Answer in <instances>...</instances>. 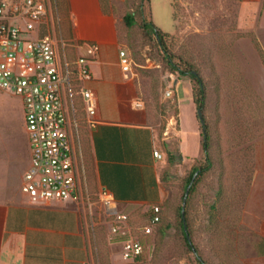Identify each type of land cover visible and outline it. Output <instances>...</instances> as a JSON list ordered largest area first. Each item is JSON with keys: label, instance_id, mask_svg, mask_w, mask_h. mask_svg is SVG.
<instances>
[{"label": "rangeland", "instance_id": "1", "mask_svg": "<svg viewBox=\"0 0 264 264\" xmlns=\"http://www.w3.org/2000/svg\"><path fill=\"white\" fill-rule=\"evenodd\" d=\"M98 1L103 19L112 23L120 51H125L131 61L127 74L135 87V101L147 113V123L155 130L165 157L159 168L162 215L153 233L147 237L143 234L152 216L150 207H116V213L128 217L132 235L145 242L143 260L126 262L122 259L123 241L112 231L114 213L101 203L91 148L92 126L76 86L65 93L82 169L93 263L200 264L187 247L181 214L191 174L195 168L207 166L198 110L192 101L181 98L184 92L188 99L192 97L197 86L189 76L171 71L165 47L182 70L189 67L200 76L206 91L203 117L209 129L212 168L185 205L192 242L205 264H264V257L259 256L264 243V51L254 36L238 29L242 0ZM51 2L55 27L51 34L66 44L59 49L62 60L68 56L72 63L69 0ZM85 6L82 3L83 9ZM89 9L96 19V6ZM126 15L133 16L132 27L125 23ZM144 22H153L162 32L163 44L144 29ZM251 43L254 47L258 44L262 54L256 47L254 53ZM114 55L119 59V51ZM170 90L174 94L168 98ZM100 98L103 104L105 98ZM168 147L174 161H169ZM30 162L22 100L0 90V201L19 199Z\"/></svg>", "mask_w": 264, "mask_h": 264}, {"label": "crops", "instance_id": "2", "mask_svg": "<svg viewBox=\"0 0 264 264\" xmlns=\"http://www.w3.org/2000/svg\"><path fill=\"white\" fill-rule=\"evenodd\" d=\"M82 3L86 4L85 9ZM69 5L74 42L71 54L75 57L72 56V63L83 55L80 44L88 42L100 46L99 55L90 65L92 81L76 84V94L88 123L90 118L81 92L91 90L97 101L94 117L97 125L91 127L90 136L100 190L113 195L116 207L152 209L160 206L164 201L159 180L163 160L156 159L154 152H160L164 158L165 150L158 144L155 130L147 123V113L135 101L134 85L121 68L120 47L112 23L103 19L98 0H69ZM92 6L97 8L96 19L89 13ZM238 8L240 33L254 36L264 51V0H242ZM50 17L51 14L28 35L26 53L36 41L55 32ZM14 24L24 28L25 21L15 18ZM251 46L257 53L253 43ZM117 51L119 59L114 55ZM16 68L24 76L32 73L24 68L22 56ZM114 68L122 70L123 74L115 72ZM100 95L105 98L103 104ZM181 98L194 103L193 96L188 99L185 92ZM182 146L183 142L181 152ZM168 149L171 151L170 147ZM86 217L84 201L34 205L23 194L11 203L0 201V264H94Z\"/></svg>", "mask_w": 264, "mask_h": 264}, {"label": "built area", "instance_id": "3", "mask_svg": "<svg viewBox=\"0 0 264 264\" xmlns=\"http://www.w3.org/2000/svg\"><path fill=\"white\" fill-rule=\"evenodd\" d=\"M51 0H0V90L18 96L23 103L25 125L31 148V162L24 176L21 192L34 205L70 200L84 201L82 169L72 136L70 110L65 103V93L79 82L93 79L90 65L97 58L100 46L84 42L79 45L83 55L74 63L65 56L62 60L60 47L66 48L53 34L36 41L29 53L25 52L26 37L36 30L49 16ZM15 18L25 21L24 28L14 24ZM23 57V66L32 71L24 76L17 72L16 62ZM123 72L131 70V61L125 51H120ZM173 91L166 93L171 98ZM89 124L95 127L97 101L91 90L81 92ZM154 157L163 155L155 151ZM101 203L115 217L112 231L122 242V259L136 262L144 256L145 244L130 232L127 216L116 213L113 195L103 190ZM154 216L144 228V236L153 233L160 223V206L152 208Z\"/></svg>", "mask_w": 264, "mask_h": 264}, {"label": "trees", "instance_id": "4", "mask_svg": "<svg viewBox=\"0 0 264 264\" xmlns=\"http://www.w3.org/2000/svg\"><path fill=\"white\" fill-rule=\"evenodd\" d=\"M124 21L129 27H132L134 25V23H135L134 18L131 15H126L124 17ZM143 27H144V29L146 31L153 32V34H155V36H157L158 42L163 44V34H162V32L160 30H158L156 28V26L153 24V22H144ZM255 47H256V49L259 52L262 51V50L260 51L258 49V44H256V43H255ZM163 48L165 50V55H166L165 59H166L167 65L169 66L171 71L178 72V74L180 76H183V77L189 76L191 78V80H193V82L196 84V86H197V90L196 91L197 92L194 91V93H193V101H194V104H195L197 110H201L202 112H204L205 105H206V91H205V87H204L202 79L200 78V76L192 68L188 67L187 70L186 69L182 70V66L174 61L175 57L172 56L166 50L165 47H163ZM261 54H262V52H261ZM201 137H202V144H201L202 151H203V153L205 155V158H206L205 161H206L207 166L204 167V168H195L194 169L193 173L191 174V176H190V178L188 180L187 187H186V190H187V188L190 186L191 182L193 181L194 177L196 176V179H195L194 183L191 186L190 193H193L195 191L197 183L212 168V160L210 158V153H209L210 136H209V129H208V126L206 125V123H205V128H203V126H202ZM168 156H169V161H174L175 160L174 153L172 151H170V150L168 151ZM190 193H189V195H190ZM181 214H182V209H181ZM161 215H162V212L160 214V217H161ZM153 216H154V213H153V210H152V216H151L150 220L152 219ZM182 219L184 220L183 221V231H184V237H185V241H186L188 249L198 256L200 264H205L203 262L202 258L200 257L197 248L195 247V245L192 242V239H191V236L189 234L187 225H186L187 232H185V226H184L185 217L183 218V216H182ZM140 240H141L142 243L145 244V242L142 239H140ZM260 250H261V252L259 253V256L264 257V243L261 246ZM143 257L144 256L138 258L137 261L143 260Z\"/></svg>", "mask_w": 264, "mask_h": 264}, {"label": "water", "instance_id": "5", "mask_svg": "<svg viewBox=\"0 0 264 264\" xmlns=\"http://www.w3.org/2000/svg\"><path fill=\"white\" fill-rule=\"evenodd\" d=\"M198 119L201 122V125L203 126V128H205V120H204V117H203V112L201 110H198ZM195 179H196V176L194 177V179L191 182L190 186L186 190V195H185V198H184V206L182 208V216H183V218L185 217V205H186V202H187V198L189 196V193H190V190H191V186L194 183ZM184 226H185V232H187V228H186V223L185 222H184Z\"/></svg>", "mask_w": 264, "mask_h": 264}]
</instances>
